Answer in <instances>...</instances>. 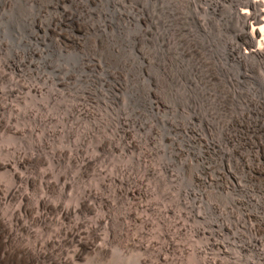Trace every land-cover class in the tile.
<instances>
[{
  "label": "rangeland",
  "instance_id": "obj_1",
  "mask_svg": "<svg viewBox=\"0 0 264 264\" xmlns=\"http://www.w3.org/2000/svg\"><path fill=\"white\" fill-rule=\"evenodd\" d=\"M231 35L228 24H196L186 2L0 0V67L22 61L18 79L38 88L36 94L23 91L9 98L14 111L4 118L30 134L13 137L0 131L5 133L0 134L2 158L19 149L39 157L31 165L33 174L46 171L73 179L65 203L81 188H98L94 170L81 176L75 168L77 159L92 158L108 174L142 179L154 207L169 210L188 229L223 223L235 238H230L233 247L224 263H254L256 257L239 246L249 238L247 216L260 214L261 181L249 167H264V67L225 64ZM10 80L0 81L1 92ZM80 102L87 115L75 112ZM198 179L205 183L198 185ZM0 181L8 182L6 172H0ZM160 225L152 219L154 232ZM184 240L189 249L184 261L192 264L191 247L206 239L188 234ZM106 247L103 256L84 254L70 264H142L143 253L127 246L126 236L107 239Z\"/></svg>",
  "mask_w": 264,
  "mask_h": 264
},
{
  "label": "bare ground",
  "instance_id": "obj_2",
  "mask_svg": "<svg viewBox=\"0 0 264 264\" xmlns=\"http://www.w3.org/2000/svg\"><path fill=\"white\" fill-rule=\"evenodd\" d=\"M155 1L175 6L182 2H186L191 9L194 22L202 28L203 26L211 25L213 22L231 25L232 40L227 45L223 55L225 64H232L245 69L256 64H258V66L261 64L264 67V0ZM39 8L41 7L39 6ZM34 23H36V21ZM158 39H161V37ZM170 40L172 41V39ZM220 54L222 55V52ZM202 64L204 63H201V65ZM23 66L24 64L22 61H16L0 67V81L8 82L9 77H11L7 90L4 92L0 91V131L10 132L8 134L13 137L24 136L30 133H21L17 129L12 128L11 118H4L6 112L11 113L14 111L9 98L16 97L23 91H27L31 94H36L38 92V88L35 85L25 87L18 79L20 69ZM254 85L256 86L255 83ZM210 102L212 103L211 99ZM75 112L78 115H87L89 111L85 105L80 102L76 105ZM246 113H248V111H246ZM122 133L127 136L125 130L122 131ZM129 145L134 146L133 141L129 140ZM8 153L9 156L4 159L2 158V149H0V172H6L8 175L7 183L0 181V264H70L72 260L80 259L84 254L95 253L103 256L107 253V239L115 235L126 236V245L143 253V258L141 260L142 264H187L184 260L189 249L187 241L184 240V238L188 234L195 238L206 239L203 245L191 247V252L196 257L195 262L192 264L236 263L229 261V259L225 261V263L223 261V259L229 258V250L233 247L230 238H234L223 223L220 227L215 229H188L186 225L181 222L175 214H171L169 210L161 213L154 207V204L149 199L146 186L142 179L130 178L123 172L119 173V175L108 174L105 170L101 169L102 167L98 168L94 166L91 162L92 158L81 157L77 159L79 161L75 167L77 173L83 176L90 170H94L99 175L98 188H81L72 202L65 203V194L72 190L73 183H75L73 179L67 178L66 175L63 174H55L54 177H51L46 171L40 174H33L30 168L34 162L40 161L38 156L34 157V155L19 149L10 150ZM62 155L64 156V154ZM70 157L71 156L67 157L69 158L68 160L74 162V159ZM250 163L253 162L250 161ZM108 164H110V162ZM249 170L258 176L261 181V186L259 188V192L261 193L260 214L257 217L253 215L247 216L248 220L251 222L248 229L249 238L242 240L239 250L242 253H251L256 257L254 263L246 261L243 264H264V167L250 166ZM197 183L198 185H203L205 181L204 179H198ZM56 192L59 196L52 199V195ZM175 199L177 198L175 197ZM114 208H119V212L113 214ZM152 219H157L158 222L160 221L161 223L160 229L157 232L153 231ZM102 230L105 231L104 236L101 234ZM152 233H154L153 236H151ZM211 251L212 255L209 254ZM111 259L113 258L111 257ZM236 260L238 261V259Z\"/></svg>",
  "mask_w": 264,
  "mask_h": 264
}]
</instances>
